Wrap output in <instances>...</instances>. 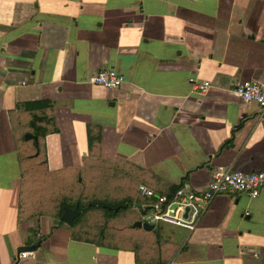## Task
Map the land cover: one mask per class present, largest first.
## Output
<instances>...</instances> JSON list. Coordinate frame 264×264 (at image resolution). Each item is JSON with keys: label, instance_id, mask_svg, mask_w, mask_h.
Instances as JSON below:
<instances>
[{"label": "crops", "instance_id": "crops-1", "mask_svg": "<svg viewBox=\"0 0 264 264\" xmlns=\"http://www.w3.org/2000/svg\"><path fill=\"white\" fill-rule=\"evenodd\" d=\"M100 68L125 82L94 84ZM244 80L264 83V0H0V264H264V189L216 195L192 231L120 213L110 242L20 208L31 141L50 172L102 167L93 195L131 207L139 184L201 190L217 166L264 169V115L235 92Z\"/></svg>", "mask_w": 264, "mask_h": 264}, {"label": "built area", "instance_id": "built-area-1", "mask_svg": "<svg viewBox=\"0 0 264 264\" xmlns=\"http://www.w3.org/2000/svg\"><path fill=\"white\" fill-rule=\"evenodd\" d=\"M125 76L112 68H100L91 76L94 84L109 89H117L125 82ZM196 91H206L211 87L209 81L193 83ZM235 92L245 103H255L259 114L264 115V83L244 80L235 86ZM264 189V169L257 171H240L217 166L211 170V177L206 188L198 190L180 182L170 193H159L144 184L138 185L140 202L132 204L139 213L141 223L168 224L182 227L189 231L195 229L200 217L218 194H245L256 198ZM248 214V212H246ZM30 251H21L18 259L30 255Z\"/></svg>", "mask_w": 264, "mask_h": 264}, {"label": "trees", "instance_id": "trees-1", "mask_svg": "<svg viewBox=\"0 0 264 264\" xmlns=\"http://www.w3.org/2000/svg\"><path fill=\"white\" fill-rule=\"evenodd\" d=\"M36 104L47 105L48 103L39 101L23 104V106L25 105L27 109L30 105ZM44 120L45 117L34 115L30 121L31 129L38 137L42 135L44 130V127L39 122ZM32 143L34 146L36 142L32 141ZM35 151H38V154H28L25 162L22 160V156H20L22 167L20 208L23 212L24 210L28 212V209L36 205L39 208L47 207L56 209L57 215L60 216L63 211V206L73 208L78 204L80 212L75 217L71 227L78 228L81 231L87 227L90 236L106 240L108 235L107 230L95 233L92 230L95 228V225L90 224L91 221H94L95 217L100 215L101 223L107 227L108 232H114L115 235L117 229L116 226L110 225L111 220L119 217L122 209L131 207L130 199L125 198L120 201L110 202L96 198L93 195V191H97V182L100 178H96L97 181L95 182H90L91 178L81 176L83 171L75 174L50 172L47 170L45 158L41 156L40 150L35 148ZM178 185L173 186L168 192L159 193H170ZM95 209L98 213H96L97 211ZM129 227H131V224Z\"/></svg>", "mask_w": 264, "mask_h": 264}, {"label": "rangeland", "instance_id": "rangeland-1", "mask_svg": "<svg viewBox=\"0 0 264 264\" xmlns=\"http://www.w3.org/2000/svg\"><path fill=\"white\" fill-rule=\"evenodd\" d=\"M32 142V141H31ZM31 144V143H30ZM30 151L31 152H34V154L37 152V151H35V148H34V146H33V143H32V145H31V147H30ZM22 156V160H24V162L27 160V155L26 154H22L21 155ZM75 169H77L78 170V168H75ZM87 169V168H86ZM101 169H102V167H98L97 169H95V170H91V171H85V172H83V174H81V176H86V177H88V178H91L90 179V182H95V181H97V179L96 178H100V171H101ZM76 170V171H77ZM112 175H113V173L111 172L110 174H109V178L110 177H112ZM99 176V177H98ZM111 179V178H110ZM107 181V183L109 182V180H106ZM103 182H105V180L104 179H100V180H98V182H97V184H98V186L100 185L101 186V184L103 183ZM112 183H113V188L111 189V188H105V190L107 191V192H110V193H112V195L111 196H117L118 194L119 195H121V191L118 193V191H117V186H116V182L112 179V181H111ZM123 185V184H122ZM122 190V189H121ZM101 193H104V191H103V189H102V192ZM44 208H47V207H44ZM136 209H133L132 207H129V208H124V209H122L121 210V216H122V220H124L123 221V223L124 224H129L133 219H137V218H139V213L137 212V210L135 211ZM100 215H98L97 217H95L94 218V221H91L90 222V224H94L95 225V228L94 229H92L95 233H98V232H100V231H102V230H107V238H106V241H108V242H110V241H112L113 240V236H114V232L112 233V232H108V229H107V227L106 226H104L102 223H101V221H100ZM122 220H120L119 221V223H121L122 222ZM110 225H114V226H117L118 227V224H113V222L110 224ZM156 226H158V225H156ZM119 227L121 228V224L119 225ZM126 227H124L123 229L121 228V229H119L118 231H117V233H121L122 232V230H124ZM158 228V227H157ZM157 228H156V230L155 231H157ZM129 228H127V230H128Z\"/></svg>", "mask_w": 264, "mask_h": 264}, {"label": "water", "instance_id": "water-1", "mask_svg": "<svg viewBox=\"0 0 264 264\" xmlns=\"http://www.w3.org/2000/svg\"><path fill=\"white\" fill-rule=\"evenodd\" d=\"M24 138L25 139L37 140V136L32 134V133H30V132L25 133L24 134ZM35 154H37V153H35ZM79 212L80 211H79L78 204H76L73 208H70V207H67V206H63V211L61 213L60 220H63L66 223L71 225L73 223L75 217L78 216ZM132 226L133 227H137V228H143L146 231L154 230V226L153 225L147 224V223H141L140 221H135ZM29 248H35V246H30ZM21 249H24V247L21 248Z\"/></svg>", "mask_w": 264, "mask_h": 264}]
</instances>
